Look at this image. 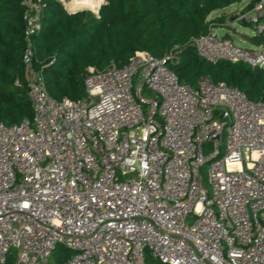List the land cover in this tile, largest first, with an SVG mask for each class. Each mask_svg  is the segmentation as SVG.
I'll return each mask as SVG.
<instances>
[{"label": "built area", "instance_id": "obj_1", "mask_svg": "<svg viewBox=\"0 0 264 264\" xmlns=\"http://www.w3.org/2000/svg\"><path fill=\"white\" fill-rule=\"evenodd\" d=\"M22 7L34 117L0 125V264H50L58 247L74 253L60 264H146L147 252L162 264H264V103L224 83L182 84L173 52L90 67L87 97L56 101L33 45L44 0ZM262 17L264 0L241 19L262 33ZM192 45L210 64L264 70L263 46L212 28Z\"/></svg>", "mask_w": 264, "mask_h": 264}, {"label": "trees", "instance_id": "obj_2", "mask_svg": "<svg viewBox=\"0 0 264 264\" xmlns=\"http://www.w3.org/2000/svg\"><path fill=\"white\" fill-rule=\"evenodd\" d=\"M22 1L0 0V125L6 126L31 122L34 117L22 64L26 49ZM242 1L105 0L96 16L89 10L69 14L57 0H44L42 29L33 38L36 68L54 100L79 101L87 97L84 79L88 68L122 67L138 52L158 59L173 52L179 62L171 68L182 84L195 88L207 79L240 90L252 102L264 103V70L227 61L210 64L192 45L193 39L206 35L210 28H231L225 24L226 15L209 17ZM258 2L251 0L246 10ZM259 23L264 24V17ZM243 37L264 47V32ZM69 258L68 253L58 262ZM146 264L162 263L147 252Z\"/></svg>", "mask_w": 264, "mask_h": 264}, {"label": "rangeland", "instance_id": "obj_3", "mask_svg": "<svg viewBox=\"0 0 264 264\" xmlns=\"http://www.w3.org/2000/svg\"><path fill=\"white\" fill-rule=\"evenodd\" d=\"M96 5L98 7L91 8V9H84L85 11L90 10L93 12L99 13V10L103 4H105V0H103V3H101L100 0H94ZM65 9L70 10L68 8L69 5H73V0H57ZM250 0H243L240 4L232 5L224 10L216 11L212 13L209 17V20H212L216 17H220L223 14L226 15V21L225 24L228 27H216L213 28V32L217 36H225L229 35L231 39L234 41V43L242 48L246 49H253L256 48V46L252 45L250 42L246 41L243 36H253L256 33L257 25L255 23H251L250 25L246 24L249 23L248 20H242L241 16L243 13H249L251 10H246L245 8L249 4ZM77 6V5H76ZM74 5V7H76ZM241 9V10H240ZM81 10V9H78ZM251 16V15H250ZM241 21L243 23H241ZM264 48V47H263ZM207 80V79H205ZM209 81V80H208ZM145 97L148 98L149 95L145 94ZM226 142V140H225ZM209 167L210 165L207 164L201 171V174L203 176V179L205 181V185L208 186V173H209ZM69 253V256H74V253L67 251L64 247H61L57 252L54 253L53 258H51L50 263L51 264H59V258L62 256H67Z\"/></svg>", "mask_w": 264, "mask_h": 264}, {"label": "bare ground", "instance_id": "obj_4", "mask_svg": "<svg viewBox=\"0 0 264 264\" xmlns=\"http://www.w3.org/2000/svg\"><path fill=\"white\" fill-rule=\"evenodd\" d=\"M103 3V0H100ZM74 5L76 7H74ZM98 7L94 0H73V5H69L68 8L72 9L70 11H77L78 9H91Z\"/></svg>", "mask_w": 264, "mask_h": 264}, {"label": "crops", "instance_id": "obj_5", "mask_svg": "<svg viewBox=\"0 0 264 264\" xmlns=\"http://www.w3.org/2000/svg\"><path fill=\"white\" fill-rule=\"evenodd\" d=\"M251 1V0H250ZM250 3V2H249ZM249 5V4H248ZM247 5V6H248ZM246 9V8H245ZM70 10H72V9H70ZM241 10V9H240ZM81 11H85L84 9H81V10H77V11H66L67 13H69V14H75V13H77V12H81ZM244 38V37H243ZM245 39V38H244ZM246 40V39H245ZM246 41H248V40H246ZM249 42V41H248Z\"/></svg>", "mask_w": 264, "mask_h": 264}]
</instances>
